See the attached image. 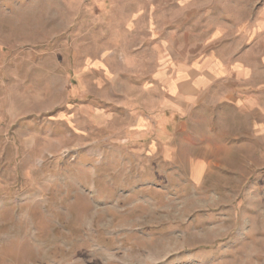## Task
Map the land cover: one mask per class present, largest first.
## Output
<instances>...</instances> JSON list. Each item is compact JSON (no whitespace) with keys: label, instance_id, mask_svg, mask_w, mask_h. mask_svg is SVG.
Masks as SVG:
<instances>
[{"label":"rangeland","instance_id":"obj_1","mask_svg":"<svg viewBox=\"0 0 264 264\" xmlns=\"http://www.w3.org/2000/svg\"><path fill=\"white\" fill-rule=\"evenodd\" d=\"M208 1L0 0V264H264V101L208 158L131 130L150 44Z\"/></svg>","mask_w":264,"mask_h":264},{"label":"crops","instance_id":"obj_2","mask_svg":"<svg viewBox=\"0 0 264 264\" xmlns=\"http://www.w3.org/2000/svg\"><path fill=\"white\" fill-rule=\"evenodd\" d=\"M205 3L150 44L157 58L139 82L137 105L131 94L132 132L148 134L149 150L168 160L198 143L208 158L213 119L264 101V0ZM199 128H206L202 135Z\"/></svg>","mask_w":264,"mask_h":264}]
</instances>
